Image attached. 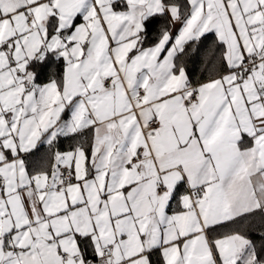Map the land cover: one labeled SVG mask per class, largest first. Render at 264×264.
<instances>
[{
  "label": "snow or ice",
  "instance_id": "6c2138e0",
  "mask_svg": "<svg viewBox=\"0 0 264 264\" xmlns=\"http://www.w3.org/2000/svg\"><path fill=\"white\" fill-rule=\"evenodd\" d=\"M0 264H264V0H0Z\"/></svg>",
  "mask_w": 264,
  "mask_h": 264
}]
</instances>
